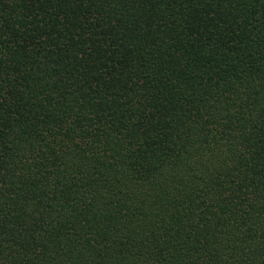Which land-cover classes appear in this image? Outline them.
<instances>
[{
	"label": "trees",
	"instance_id": "trees-1",
	"mask_svg": "<svg viewBox=\"0 0 264 264\" xmlns=\"http://www.w3.org/2000/svg\"><path fill=\"white\" fill-rule=\"evenodd\" d=\"M0 264H264V0H0Z\"/></svg>",
	"mask_w": 264,
	"mask_h": 264
}]
</instances>
